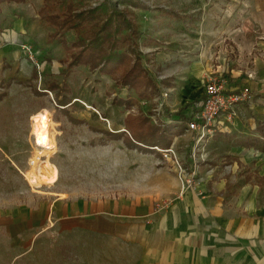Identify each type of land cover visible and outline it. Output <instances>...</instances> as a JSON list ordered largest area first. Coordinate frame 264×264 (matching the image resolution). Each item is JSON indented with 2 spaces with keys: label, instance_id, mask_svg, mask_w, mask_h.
Returning <instances> with one entry per match:
<instances>
[{
  "label": "rangeland",
  "instance_id": "rangeland-1",
  "mask_svg": "<svg viewBox=\"0 0 264 264\" xmlns=\"http://www.w3.org/2000/svg\"><path fill=\"white\" fill-rule=\"evenodd\" d=\"M248 1L147 0L146 8H134L132 20L141 32L135 43L157 87L144 99L134 89L118 85L115 75L85 65L72 67L65 78L67 55L57 39L50 38L53 31L39 16L42 0L0 6V91L5 92L0 99V264H106L107 256L119 260L115 243L77 226L63 227L58 221L61 213L82 214L81 206L119 200L148 198L162 203L175 197L177 183L179 188L210 183L204 171L214 160L192 148L196 138L192 131L193 144L184 153L177 146L171 147L173 152L154 146L158 153L130 149L122 137L111 139L107 132L124 131L129 136L124 120L130 114L147 116L160 125L162 117L172 114L170 110L182 112L191 101L180 98L185 101L173 105L169 68L183 71L179 64L195 57L202 74L192 80L195 92L203 89L207 77L230 74L232 68L239 71L240 79L248 77L254 51L251 43L243 47L252 40L247 32ZM66 2L62 0L56 9L64 10ZM126 7L116 4L120 10ZM234 31L239 32L230 36ZM66 36L71 41L74 33L68 31ZM179 44V55L171 61L168 51ZM157 56L162 64L158 67ZM55 84L70 103L55 104L58 89H47ZM166 88L164 99H153ZM117 99L130 103L119 104ZM160 101L154 122L150 115ZM196 101L191 102L192 110ZM43 120L49 122L53 141L47 149L39 135ZM208 138L205 135L200 143ZM220 161L218 169H230L225 167L228 159ZM38 171L44 180L34 177ZM256 176L252 180L264 188V177ZM231 192H235L231 187L225 191ZM125 249L129 250L122 248L121 253L134 259L135 249ZM258 260L261 263L256 264H264V255Z\"/></svg>",
  "mask_w": 264,
  "mask_h": 264
},
{
  "label": "crops",
  "instance_id": "crops-1",
  "mask_svg": "<svg viewBox=\"0 0 264 264\" xmlns=\"http://www.w3.org/2000/svg\"><path fill=\"white\" fill-rule=\"evenodd\" d=\"M248 2L247 32H251V37L247 34L253 41L247 40L243 47L252 44L254 51L249 57L253 67L246 71L245 79H240L239 71L233 68L230 74H219L226 77V91L248 88L250 99L235 105L236 115L231 120L223 114L218 116L216 130L208 135L205 143L194 146L192 133L185 130L192 112L191 102L203 97L204 87L195 92L192 82L202 76L198 69L200 59L195 57L184 66L179 64L183 71L175 69L176 66L169 68L173 105L185 101L180 98L191 101L182 112L174 108L170 110L172 114L162 117L161 125L170 126L175 133L169 148L177 146L184 153L187 145L193 144V149L202 150L203 155L214 160L204 171L209 174L210 185L201 182L179 188L177 183L175 197L162 203L148 198L133 202L119 200L91 204L89 208L81 206L84 207L82 214L76 210L66 215L61 213L58 221L63 227L77 226L116 244L120 259L107 256L106 264L261 263L258 259L264 255V195L260 199L259 196L264 194V188L252 178L264 177V134L261 133L264 128V0ZM237 32H231L230 36ZM180 46L168 51L171 61L177 59ZM155 60V66L162 65L159 56ZM254 138L260 142L258 146L246 144ZM223 158L229 160L225 166L230 168L227 171L218 169ZM228 187L235 192L227 195ZM129 247L135 249L134 259L121 253L122 248L127 251L125 248Z\"/></svg>",
  "mask_w": 264,
  "mask_h": 264
},
{
  "label": "trees",
  "instance_id": "trees-1",
  "mask_svg": "<svg viewBox=\"0 0 264 264\" xmlns=\"http://www.w3.org/2000/svg\"><path fill=\"white\" fill-rule=\"evenodd\" d=\"M25 0H0L2 4L23 3ZM64 10L56 7L62 0H42L39 16L52 29L51 39H57L62 45L67 58V69L63 71L68 77L72 67L87 66L101 74L115 75V82L120 86L132 88L139 98H148L157 91L149 72L142 65L136 40L141 32L134 23V8H146L147 0H77L83 3L76 7L74 0H66ZM116 4L129 5L123 10ZM68 31L74 33L71 41L67 40ZM118 72L119 74H117ZM34 75V73H33ZM54 102L58 106L70 103L58 85H49L48 90H55ZM65 89V87H64ZM5 92L0 91V99ZM118 100V101H117ZM119 104L130 102L117 99ZM124 131L107 132L111 139L122 137L128 148L140 151H154L153 147L167 149L175 133L168 125L152 124L147 116L141 114L127 115L124 120ZM264 134V128L261 130ZM257 139L246 142L258 146Z\"/></svg>",
  "mask_w": 264,
  "mask_h": 264
},
{
  "label": "built area",
  "instance_id": "built-area-1",
  "mask_svg": "<svg viewBox=\"0 0 264 264\" xmlns=\"http://www.w3.org/2000/svg\"><path fill=\"white\" fill-rule=\"evenodd\" d=\"M203 90V97L200 101L194 102V108L190 113V120L186 125V131H192L196 135L194 144L198 145L205 135H212L215 132V120L221 114L231 120L235 113L237 103L247 102L250 99L248 88L238 91H226V77L223 74L207 77ZM169 89V88H168ZM168 89H164L154 100L164 99L168 95ZM162 107L160 101L155 114L150 115L154 122L158 119L159 110ZM195 145V146H196ZM156 150L163 152H173L171 148L162 149L155 146Z\"/></svg>",
  "mask_w": 264,
  "mask_h": 264
},
{
  "label": "bare ground",
  "instance_id": "bare-ground-1",
  "mask_svg": "<svg viewBox=\"0 0 264 264\" xmlns=\"http://www.w3.org/2000/svg\"><path fill=\"white\" fill-rule=\"evenodd\" d=\"M39 129H40V140H41V143L43 144L44 148L47 149V148H51L52 147V134L50 132V127H49V122L47 120H43L41 123L39 122ZM35 139V144L36 145H39L41 147V145L39 143H36V138ZM42 148V147H41ZM39 170V169H38ZM34 177L36 179H41V180H44L41 175V173L38 171L35 173Z\"/></svg>",
  "mask_w": 264,
  "mask_h": 264
}]
</instances>
